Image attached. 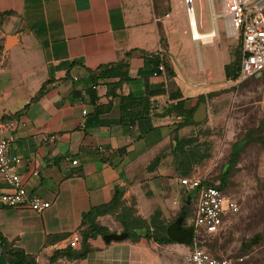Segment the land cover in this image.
Masks as SVG:
<instances>
[{
  "label": "crops",
  "instance_id": "obj_1",
  "mask_svg": "<svg viewBox=\"0 0 264 264\" xmlns=\"http://www.w3.org/2000/svg\"><path fill=\"white\" fill-rule=\"evenodd\" d=\"M167 3L169 10L161 17L154 14L151 0H0V52L5 57L0 121L15 122L9 152L20 160L17 172L25 191L49 203L40 214L0 206V236L37 264H186L191 223L181 227L186 213L175 206L182 200L194 207L196 197L194 192L178 196L183 188L176 180L171 140L181 120L165 115L175 101L167 99L164 72L153 77L150 62L172 69L182 109L193 116L202 104L205 119L201 74L220 80L227 64L220 48L217 58L207 52L212 46L191 39L181 5L174 18ZM201 26V20L198 26L194 20L197 32L209 31L201 32ZM114 72L124 81L108 76ZM41 88L42 95L31 102ZM157 92L163 93L149 97L147 117L132 126L120 124V98ZM32 171L38 177L32 178ZM5 191L0 182V194ZM159 192L166 198H159ZM115 195L119 206L94 223L107 230L104 235L126 237L108 243L104 235L82 240L90 211ZM131 206L128 220L143 226L130 231L134 239L127 238L119 220L121 208ZM75 233L79 245L69 250L66 242ZM83 242L85 253L74 257ZM0 264L5 260L0 258Z\"/></svg>",
  "mask_w": 264,
  "mask_h": 264
},
{
  "label": "rangeland",
  "instance_id": "obj_2",
  "mask_svg": "<svg viewBox=\"0 0 264 264\" xmlns=\"http://www.w3.org/2000/svg\"><path fill=\"white\" fill-rule=\"evenodd\" d=\"M151 4L156 16L169 10L167 0H151ZM169 4L174 18L177 17L178 5H181V15L186 20L183 0H169ZM191 9L197 26L201 20V32L209 30L200 34L211 33L214 26L216 28L217 35L213 41L203 44L212 46L208 54L220 58L218 47L222 51L223 62L230 63L238 44L232 38H226L219 20L213 21L212 15L219 12L218 0H192ZM203 52L204 49L200 48L201 55ZM214 67L217 70L218 64ZM200 84L201 96L207 105L206 119L197 126L181 129L177 137L191 140L186 150H192L195 159H199L191 167L189 176L216 184L224 168L228 167L223 190L238 208L237 213L223 223L218 234L205 238L202 247L214 257L230 260L231 264H264V108L260 81L249 79L233 83L226 82L223 77L211 79L201 74ZM212 86L216 88L214 91H210ZM230 158L235 162L233 166L228 162ZM175 176L177 180V172ZM188 194L192 195L191 192ZM179 195H182L180 190ZM158 197L166 198V194L159 192ZM175 209L185 211L181 227L188 229L194 219L195 207L186 206L181 200ZM175 217L172 215L171 221ZM252 239L256 242L242 250V245L251 243ZM240 257L244 260L235 262Z\"/></svg>",
  "mask_w": 264,
  "mask_h": 264
},
{
  "label": "built area",
  "instance_id": "obj_3",
  "mask_svg": "<svg viewBox=\"0 0 264 264\" xmlns=\"http://www.w3.org/2000/svg\"><path fill=\"white\" fill-rule=\"evenodd\" d=\"M183 3L186 7L188 26L192 31L194 23L190 21L191 0H183ZM218 3L219 12L212 15L213 21L219 20L226 38L235 39L240 48L238 73L233 83L249 79L259 80L264 104V0H218ZM4 59V53L0 52V71ZM158 74H163L161 65L152 76L156 77ZM81 115H86L85 110L81 111ZM14 130V121H0V182L6 190L0 194V206L9 209L24 208L40 214L49 208V203L28 194L21 183L17 172L20 160L9 152L14 141ZM75 163L76 161H71L70 164ZM38 175V171H32L30 174L32 178ZM178 183L184 190L196 192L194 219L191 223V249L186 257V264H231L226 258L212 256L202 246L206 237L218 234L223 223L237 213L235 201L213 186H200V181L195 178H183ZM79 242V234H72L66 242V247L75 250ZM243 260L244 257H240L235 262L241 263Z\"/></svg>",
  "mask_w": 264,
  "mask_h": 264
},
{
  "label": "trees",
  "instance_id": "obj_4",
  "mask_svg": "<svg viewBox=\"0 0 264 264\" xmlns=\"http://www.w3.org/2000/svg\"><path fill=\"white\" fill-rule=\"evenodd\" d=\"M168 12V11H167ZM167 12L159 14V16H164ZM160 41H163V38L160 37ZM237 52L234 55V59L225 65L223 67V73H224V79L225 81L232 82L236 79L237 73H238V61L240 56V48L238 45ZM150 65L152 69L150 71H153L152 73L157 71L158 66L163 67V72L166 80V89L165 93L167 96V99L170 101H175V104L173 106H169L167 110L165 111V115H173L174 118L181 120V123L176 126L175 128V134L173 139L171 140V153H172V159H173V166L175 168V172L178 174V180L186 178V179H193L194 177L189 176L191 167L198 163L199 159H195V154L192 150L187 149L189 145L191 144V140L188 138H178L176 135V132L178 130H181L185 127L189 126H197V124L192 122V113L193 111H184L182 109V103L179 100L181 95L179 93V90L177 89L176 85L173 82L174 73L172 69L168 65H163L160 61H152L150 62ZM105 70H102V74ZM151 73V74H152ZM108 76H117L120 78V81H124L123 75L119 73H110ZM100 77V76H99ZM102 77V76H101ZM109 87V86H107ZM115 86H112L111 89H114ZM42 88L34 95V97L31 99V102H34L42 95ZM163 92H157V93H147V95L144 98L141 99H135L131 96H126L120 98V115H119V122L123 126H132L135 121L145 118L148 116V109L150 106L149 97L154 95H159ZM109 95H113V93H110V88L108 91ZM237 147V146H235ZM229 164L232 166L234 165L233 158H230L228 161ZM188 165V166H187ZM224 172L222 173L221 177L219 178V184L215 187L218 191L224 193V186H225V180L228 177V167H225ZM200 186L207 187V186H213L210 183H207L205 180H199ZM189 192L184 190L182 191V195L186 197V194ZM194 196L196 197V192H194ZM119 206L118 199L116 195L113 197L112 201L104 206L98 207L90 211L88 215V219L91 220L88 222L86 228H84L81 231V239L85 240L88 237H95L96 235H104L107 233V230L104 228L97 227L94 223V219L97 216L111 213L113 210H115ZM132 214V206L131 208H121V216L119 217V220H121L122 229L124 232L127 233V238L134 239V236L130 234V231L134 230L135 228L141 227L137 220L132 219L129 221V217ZM143 227V226H142ZM145 229H148L147 226H144ZM160 241V240H157ZM241 249L243 250L244 247L242 245ZM0 251L1 255L0 258L5 260L6 264H37L32 257L25 255L21 250H18L16 248H13L11 244L7 243L1 236H0ZM67 257H70L71 254L68 252ZM58 256L57 253H55L51 258L50 262H53L56 257Z\"/></svg>",
  "mask_w": 264,
  "mask_h": 264
},
{
  "label": "water",
  "instance_id": "obj_5",
  "mask_svg": "<svg viewBox=\"0 0 264 264\" xmlns=\"http://www.w3.org/2000/svg\"><path fill=\"white\" fill-rule=\"evenodd\" d=\"M258 76H255V78H257ZM205 119V109H204V105L200 104L197 109L195 110L193 116H192V121L194 123H198V122H201ZM157 163V159H154L150 164L149 166L147 167V170L148 171H152L154 166L156 165ZM126 237V234L125 233H122V234H119V235H115V234H107V235H104L103 236V241L105 243H108L109 241H117V240H121L123 238ZM256 242V239H253L250 242H246L244 243V247L246 249L250 248L251 247V244H254ZM85 253V245H84V242L81 244V247H80V250L77 251V252H74L73 253V256L74 257H77V256H82L83 254ZM0 255H1V251H0Z\"/></svg>",
  "mask_w": 264,
  "mask_h": 264
},
{
  "label": "bare ground",
  "instance_id": "obj_6",
  "mask_svg": "<svg viewBox=\"0 0 264 264\" xmlns=\"http://www.w3.org/2000/svg\"><path fill=\"white\" fill-rule=\"evenodd\" d=\"M189 8L191 9V6H189ZM190 21H191V23H194V18L192 17V14H190ZM212 32L216 36L215 27H214V30ZM191 36H192V38H191L192 40H200L201 44H204V43H207V42L210 43L212 41V39H211L212 35H210V33H208V34H200L199 32H197V30L195 29L194 26L192 27Z\"/></svg>",
  "mask_w": 264,
  "mask_h": 264
}]
</instances>
